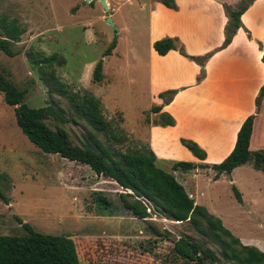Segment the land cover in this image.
<instances>
[{"label": "rangeland", "instance_id": "1", "mask_svg": "<svg viewBox=\"0 0 264 264\" xmlns=\"http://www.w3.org/2000/svg\"><path fill=\"white\" fill-rule=\"evenodd\" d=\"M84 1L0 0V20L14 21L23 30L19 41L12 43L14 56L0 51V72L25 91L24 102L28 106L41 107L48 102L60 105L64 122H56L53 117L45 122L54 130L58 126L63 128L74 144L81 145L89 137V132L94 131L65 97L49 94L48 79L51 76L66 83L80 96L89 92L99 100L109 129L127 136L116 147L122 150L141 144L150 147V125L159 121L152 107L169 98L172 100L178 84L192 78L199 82L205 77L206 64L216 52L226 47L223 46L226 24L222 33L207 37L210 45L205 52L200 31L192 37L198 52H185L183 43H175V49H182L181 55L190 63L183 60L180 66H175L180 62L175 63L172 70H158L156 58L153 61L151 56V45L147 42V29L141 26L143 21L131 22L130 17L129 32L119 33L118 29L104 23L101 15L106 12L98 2L93 1L94 7L88 5L81 8V12L74 13V6L82 5ZM242 1L247 0L224 3L225 16V5L234 8ZM130 4L135 5L136 0ZM198 19H195L196 31ZM88 24L99 32L97 38L90 39L88 29H83V25ZM102 27L112 33L109 41L101 36ZM218 35L221 39L216 44ZM112 40H116L115 48L110 55L103 57ZM39 53L55 54L62 64L45 66L32 63L29 55ZM101 58L103 77L101 81L94 82L92 71ZM255 111L246 117L256 115ZM260 115L264 123V110ZM240 116L242 121L245 117ZM95 136L103 144H109L102 131ZM181 138L196 142L193 138ZM172 145H169L168 153L174 150ZM160 159L155 160L156 166L167 172H172L173 163L183 160L179 157ZM213 164H199L184 171L186 184L196 186L204 195H198L197 198L201 199L199 205L220 218L234 236L244 242L251 241L250 245L257 242L264 246V175L247 163L234 170L235 184L229 183L227 175L214 183L212 179H215L216 171L211 167ZM206 167L213 171L209 173ZM0 174L4 176L0 188L7 198L5 202L0 197V234L23 235L27 232L23 224L27 223L37 232L70 235L82 264H193L171 252L173 240L188 235L213 250L222 264H234L223 259L216 241L196 231L188 221L167 219L152 210H149L150 217L137 218L123 208L119 198L123 190L113 180L95 174L88 165L36 147L18 127L14 107L4 102L2 92ZM233 185L240 191L242 202L235 198ZM258 187L262 189L259 191ZM100 196L110 200L111 205L105 206L99 200Z\"/></svg>", "mask_w": 264, "mask_h": 264}, {"label": "trees", "instance_id": "2", "mask_svg": "<svg viewBox=\"0 0 264 264\" xmlns=\"http://www.w3.org/2000/svg\"><path fill=\"white\" fill-rule=\"evenodd\" d=\"M161 1L168 7H175L174 0ZM252 1H242L238 7L234 8L225 5L228 21L223 46L231 42L237 29L242 26L240 16ZM0 26L2 30L0 51L8 56H14L12 43L19 41L23 30L14 21L7 22L4 19L0 20ZM174 44V39L167 37L154 41L153 48L163 55L175 49ZM115 46L116 40H112L104 50L103 57L110 55ZM180 51L182 52V49ZM29 56L31 62L37 65L62 64L55 54L39 53ZM102 68L103 59L101 58L95 63L92 71L94 82L101 81ZM48 81L49 94L57 93L65 97L91 126L94 133L89 132V137L81 145L74 144L63 128L58 126L54 130L45 122L49 117H53L56 122H64L63 109L60 105L48 102L41 107L28 106L24 102L25 91L15 86L0 72V92L3 94V100L7 105L14 107L18 127L36 147L43 152L57 154L61 158L88 165L95 174L113 180L123 190L119 193L123 208L133 216L147 218L150 217L152 210L167 219L188 221L196 231L217 242L223 259L232 261L234 264H264V251L256 246L243 244L222 224L220 218L209 213L204 206L195 204L194 199L171 172L156 166V155L148 145L141 144L125 150L116 147L126 140L127 136L109 129L97 98L89 92L80 96L55 76H51ZM263 97L264 83L255 98V113L259 110ZM170 100L171 98L164 102L167 103ZM152 110L158 112L160 106L152 107ZM255 116L251 114L242 122L232 151L221 162L211 165L216 171L215 178H218L221 173L229 174L235 167L249 161L255 168L264 170V152L249 149ZM155 124L173 125L174 120L168 113H161L159 121H155ZM101 131L109 144H103L95 136ZM180 142L198 159L205 158V151L196 142L184 138H181ZM197 166L199 164L180 160L173 163L172 169L187 171ZM3 178L4 176L0 174V183ZM232 190L237 201L242 202L241 193L236 186L233 185ZM0 197L7 201L1 188ZM99 200L105 206L111 205V201L103 196H100ZM23 226L27 230L23 235L0 234V264H82L70 235L45 234L33 230L27 223ZM155 232L158 231L155 229ZM171 252L175 257L182 258L188 263L222 264L213 250L204 247L188 235L173 240Z\"/></svg>", "mask_w": 264, "mask_h": 264}, {"label": "crops", "instance_id": "3", "mask_svg": "<svg viewBox=\"0 0 264 264\" xmlns=\"http://www.w3.org/2000/svg\"><path fill=\"white\" fill-rule=\"evenodd\" d=\"M93 1L101 4L99 0ZM93 1L91 3L84 1V4L74 6V13L81 12V8L85 9L88 5L94 7ZM105 1L109 10L101 15L104 23L107 25L105 18L110 16L118 32L126 33L129 32L130 17L131 22L143 21L141 26L147 29V42L151 45V56L152 59L156 58L158 70H172L175 63L180 62L175 65L180 66L183 60L190 62L183 58L178 48L171 49L163 55L157 53L152 46L153 42L164 36L171 37L177 45L184 44L185 52L194 53L198 51L195 48L197 43L192 37L200 31L203 41L201 44L205 52L209 50L210 45L207 37L222 33L223 25L226 24L224 3L230 4L237 0H174L175 7H168L161 0H136L135 5L130 4L132 0ZM84 16L83 13L82 17ZM82 17L80 19L83 20ZM196 18H199L198 31L195 26ZM240 21L242 26L237 29L231 42L216 52L206 64L205 77L199 82L192 78L189 82L178 84L172 100L156 105L160 106V110L155 112L156 115L168 113L175 120L173 125H150L148 142L154 150L156 161L160 158L170 160L179 157L184 161L189 160L198 164H212L221 162L232 151L237 131L246 115L255 111V98L264 83V0H253L241 14ZM92 27L90 24L83 25V29H88L90 39L97 38L96 34L99 33ZM191 27L194 29L191 30ZM102 28L101 30L99 28L101 36L109 41L112 33ZM220 39L221 36L218 35L216 44L220 43ZM160 81L164 82L163 78H160ZM263 110L264 99H261L249 140L250 151L264 150V123L260 115ZM240 115L245 117L242 121ZM182 136L193 138L205 150V159L200 160L192 156L180 143ZM170 144H173L174 150L168 153ZM247 163L249 167L252 166L264 175V170L255 168L250 161ZM237 167L229 174L221 173L218 178L212 179V182H218L227 175L229 183L235 184L232 174ZM205 169L209 173L213 171L208 167ZM171 173L186 192L195 198V204L201 203V199L197 197L204 195L196 186L186 184L188 182L185 178L186 173L180 169H172ZM257 189L260 191L262 187ZM253 194L256 195L257 191L254 190ZM240 240L243 244L250 245L251 241ZM253 246L264 251V246L260 243L255 242Z\"/></svg>", "mask_w": 264, "mask_h": 264}, {"label": "water", "instance_id": "4", "mask_svg": "<svg viewBox=\"0 0 264 264\" xmlns=\"http://www.w3.org/2000/svg\"><path fill=\"white\" fill-rule=\"evenodd\" d=\"M85 1H86V2H91V1H93V0H85ZM99 1L101 2L102 6H103V8H104V10H105V12H108L109 8H108V6H107L106 1H105V0H99ZM105 21H106L108 24H110L112 27H114L115 30L117 29V27L114 25V23H113V21H112V19H111L110 16H107V17L105 18ZM178 222H179V221H178Z\"/></svg>", "mask_w": 264, "mask_h": 264}]
</instances>
